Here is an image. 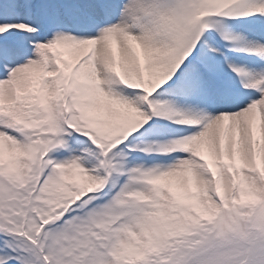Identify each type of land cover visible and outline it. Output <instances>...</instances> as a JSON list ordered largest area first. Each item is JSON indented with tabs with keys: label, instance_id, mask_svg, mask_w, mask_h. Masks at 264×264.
<instances>
[{
	"label": "snow or ice",
	"instance_id": "1",
	"mask_svg": "<svg viewBox=\"0 0 264 264\" xmlns=\"http://www.w3.org/2000/svg\"><path fill=\"white\" fill-rule=\"evenodd\" d=\"M0 264H264V0H0Z\"/></svg>",
	"mask_w": 264,
	"mask_h": 264
}]
</instances>
